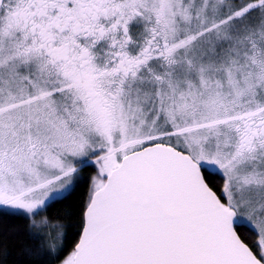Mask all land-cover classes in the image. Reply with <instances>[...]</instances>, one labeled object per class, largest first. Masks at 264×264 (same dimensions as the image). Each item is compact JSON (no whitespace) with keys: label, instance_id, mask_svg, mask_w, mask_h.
Instances as JSON below:
<instances>
[{"label":"snow or ice","instance_id":"obj_1","mask_svg":"<svg viewBox=\"0 0 264 264\" xmlns=\"http://www.w3.org/2000/svg\"><path fill=\"white\" fill-rule=\"evenodd\" d=\"M0 223V264H264V0H0Z\"/></svg>","mask_w":264,"mask_h":264},{"label":"trees","instance_id":"obj_2","mask_svg":"<svg viewBox=\"0 0 264 264\" xmlns=\"http://www.w3.org/2000/svg\"><path fill=\"white\" fill-rule=\"evenodd\" d=\"M4 227H5V225L0 223V232L3 231ZM13 252H14L15 255H18V252L15 251V248H13ZM0 259H2V257H0Z\"/></svg>","mask_w":264,"mask_h":264}]
</instances>
